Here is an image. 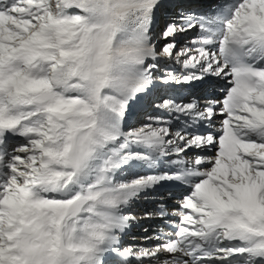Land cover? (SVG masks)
I'll list each match as a JSON object with an SVG mask.
<instances>
[{"label": "snow or ice", "instance_id": "snow-or-ice-1", "mask_svg": "<svg viewBox=\"0 0 264 264\" xmlns=\"http://www.w3.org/2000/svg\"><path fill=\"white\" fill-rule=\"evenodd\" d=\"M0 264H264V0H0Z\"/></svg>", "mask_w": 264, "mask_h": 264}, {"label": "bare ground", "instance_id": "bare-ground-1", "mask_svg": "<svg viewBox=\"0 0 264 264\" xmlns=\"http://www.w3.org/2000/svg\"><path fill=\"white\" fill-rule=\"evenodd\" d=\"M170 193H171V195L169 196V198L166 201L168 206H169V209H171L172 207H175L176 202L180 199L179 189H177L175 187H171ZM153 207H154V205L150 202H141L139 205H137L135 211L137 212V214H141L145 210H152ZM162 224H163V221H160L157 219H152V220H143L142 219V220H140V224H139L140 228L138 226L135 229V234L137 235V237L147 235V234H151L154 229H157ZM142 225H143V228H148V230H149L148 233L143 232V228H141ZM149 243H152V241H149Z\"/></svg>", "mask_w": 264, "mask_h": 264}, {"label": "rangeland", "instance_id": "rangeland-1", "mask_svg": "<svg viewBox=\"0 0 264 264\" xmlns=\"http://www.w3.org/2000/svg\"><path fill=\"white\" fill-rule=\"evenodd\" d=\"M141 228H143V225L141 226Z\"/></svg>", "mask_w": 264, "mask_h": 264}]
</instances>
